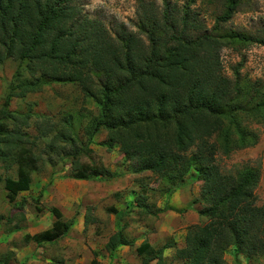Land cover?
I'll use <instances>...</instances> for the list:
<instances>
[{"label": "trees", "instance_id": "trees-1", "mask_svg": "<svg viewBox=\"0 0 264 264\" xmlns=\"http://www.w3.org/2000/svg\"><path fill=\"white\" fill-rule=\"evenodd\" d=\"M71 1L0 0V63L14 57L34 71L40 69L46 80L79 81L85 90L91 89L87 75L96 74L101 81L93 86L101 114L92 131L107 130V148L118 143L121 151L138 160L137 170L158 174L168 184L163 191L166 195L186 180H204L203 199L208 205L198 214L205 216L207 223L188 227L184 245L176 248L177 260L182 264H226L224 253L229 246L246 258L257 248L264 254V236L259 235L264 234V210L251 206L249 200L259 171L246 168L235 177L225 176L214 163L217 147L211 140L219 138L226 154L234 146L233 132L237 147L254 145L256 136L246 132L241 119L246 115L257 120L264 111V102L254 101L260 88L249 83L255 92L249 99L253 107L247 109L242 104L245 92L239 69H234L233 79L221 73L216 54L221 41L211 32L197 33L198 19L190 8L194 0L184 3L178 17L165 2L159 17L143 11L142 6L139 31L145 39L125 29L113 34L90 28L85 16L74 19ZM238 3L227 0L218 20H228ZM236 37L245 43L264 45V34ZM39 86V82H28L19 87L26 92ZM10 96H6L5 106ZM1 112L0 158L12 157L17 169L15 177L6 176L0 181L8 201L13 202L21 191L30 188L34 159L27 157L23 147L27 140L17 127L26 124L27 116L6 108ZM6 121L13 124L12 129L6 130ZM77 152L74 149L72 155L76 157ZM84 152L87 155L90 149ZM89 168L81 165L73 177L99 176L96 168ZM184 175L188 178L183 179ZM148 195H139L138 203L141 205ZM51 212L55 216L52 225L39 233L25 234L26 242L52 243L70 229L71 221H63L59 209L53 207ZM13 229H19L17 223ZM134 243V238L117 230L109 236L106 249L111 255L118 246ZM168 246L155 248L144 239L135 251L140 264H163V249ZM9 259L10 255H5L0 264Z\"/></svg>", "mask_w": 264, "mask_h": 264}, {"label": "rangeland", "instance_id": "rangeland-1", "mask_svg": "<svg viewBox=\"0 0 264 264\" xmlns=\"http://www.w3.org/2000/svg\"><path fill=\"white\" fill-rule=\"evenodd\" d=\"M186 1L72 0L70 5L73 16L76 15L74 19L85 16L90 28L113 34L125 29L145 39L139 31L142 6L143 11H152L159 17L165 2L167 9L178 17ZM226 4L227 0H194L190 8L192 16L198 19L195 22L197 33L211 32L221 41L216 51L221 73L233 79L234 69H239L241 88L245 92L242 104L248 109L253 107L249 99L255 93L249 83L260 88L254 101L264 102V45L245 43L236 36L260 37L264 34V0H239L232 16L219 21ZM87 76L90 77L86 80L87 85H91L90 90H85L83 83L75 80H46L40 69L34 71L14 57L0 63V119L4 108L27 116L26 124L17 127L27 140L23 144L28 151L27 157L34 159L30 194H19L10 202L0 181V259L8 254L10 259L6 264H140L135 247L143 238L149 239L155 248L169 244V248L163 249V264H182L183 261L176 257L178 246L173 243L174 237L185 240L188 226L182 218L189 202L190 209L198 215L189 226L207 223V218L198 214L208 205L203 199L204 180H186L182 187L175 189L177 198L174 200L173 192L163 194L168 184L158 174L137 170L138 160L121 151L118 143L107 148L104 145L109 140L107 130L92 131L101 114L98 95L94 94V86L101 80L92 72ZM28 82H39L40 86L24 92L19 86ZM8 94L11 96L5 106ZM241 123L247 133L256 136V143L237 147L233 132L231 140L234 144L231 145L234 146L226 154L221 150V140L213 138L217 147L214 163L228 177H235L246 168L258 170L259 177L249 200L251 206L264 210V111L259 113L257 120L243 116ZM12 127L9 122L6 130ZM88 148L90 153L86 155L84 150ZM74 149H78L76 157L72 155ZM81 165L96 168L99 176L86 180L74 178L73 174ZM16 169L12 157L10 160L0 158L1 179L15 177ZM186 178L188 175H184L183 179ZM147 192V200L140 205L139 195ZM19 203L22 204L17 208ZM53 207L59 209L63 221H71L70 229L52 243L26 242L25 234L33 235L52 225L55 220L51 212ZM15 223L18 230L13 229ZM171 225L173 229L167 231ZM117 230H122L136 242L133 246L116 248L118 256L112 258L106 243ZM156 234L161 236L156 237ZM259 235L264 236L261 232ZM250 256L235 254L233 246H229L224 260L226 264H264V254L259 248ZM149 264H155V261Z\"/></svg>", "mask_w": 264, "mask_h": 264}, {"label": "crops", "instance_id": "crops-1", "mask_svg": "<svg viewBox=\"0 0 264 264\" xmlns=\"http://www.w3.org/2000/svg\"><path fill=\"white\" fill-rule=\"evenodd\" d=\"M80 180H86V179H80ZM31 189V185H30V188L28 189V190H23V191H21L19 194H21V195H27V194H30L29 193V190ZM177 190V189H176ZM176 190L173 192L174 193V200L177 198L176 197V195H177V192H176ZM18 194V195H19ZM179 204L177 203V205L176 206H178ZM173 208H171V210H174V206L173 205H171ZM190 206H191V202H189L185 207H186V209H185V216H184V218H182V221L184 220V224L186 225V226H188L189 227V225L190 224H192V223H194L197 219H198V215H197V213L196 212H194L192 209H190ZM180 208H182V207H180ZM117 213L119 214V213H121V210H117ZM176 215H178L179 216V214H176ZM159 228V227H158ZM158 228H157V230H156V232H158ZM170 229H168L167 231H170L171 229H173V227H172V225L169 227ZM162 229V228H161ZM180 235V233L177 235V236H179ZM153 237H154V235H152ZM156 237L157 236H161V235H155ZM142 240H144L143 238L141 239V241ZM147 240V239H146ZM140 241V242H141ZM147 241H149V243H151V241L148 239ZM135 242H136V240H135ZM183 242H184V240H183V237H182V239H180V238H178V237H174V244L176 245V246H178V247H181L182 246V244H183ZM135 244V243H134ZM152 244V243H151ZM125 246H128V245H120V246H118V247H125ZM154 246V245H153ZM117 247V248H118ZM155 247V246H154ZM169 248V247H168ZM116 253V254H115ZM117 253H118V251H117V249L116 250H114L113 251V253L111 254V255H109V257H112V258H114V256L116 257V256H118L117 255ZM125 264H130V263H125Z\"/></svg>", "mask_w": 264, "mask_h": 264}]
</instances>
